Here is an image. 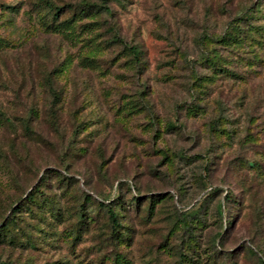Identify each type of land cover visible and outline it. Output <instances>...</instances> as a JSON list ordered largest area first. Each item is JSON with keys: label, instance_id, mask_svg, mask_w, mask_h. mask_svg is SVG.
Listing matches in <instances>:
<instances>
[{"label": "rangeland", "instance_id": "1", "mask_svg": "<svg viewBox=\"0 0 264 264\" xmlns=\"http://www.w3.org/2000/svg\"><path fill=\"white\" fill-rule=\"evenodd\" d=\"M55 1L0 0V262L264 264V0Z\"/></svg>", "mask_w": 264, "mask_h": 264}, {"label": "trees", "instance_id": "2", "mask_svg": "<svg viewBox=\"0 0 264 264\" xmlns=\"http://www.w3.org/2000/svg\"><path fill=\"white\" fill-rule=\"evenodd\" d=\"M39 5L46 9L47 11L51 12V20L48 23V27L52 28V27H60L61 25V18L65 15V13L67 12V10H69L71 8V4L67 3V4H59L57 3L55 0H39ZM87 6L83 5L80 7L81 12H86ZM63 20V19H62ZM55 25V26H54ZM226 38L225 35L224 37H222V39ZM130 52L134 55V57L138 58L140 56V50L136 47V46H131L130 47ZM206 57V58H205ZM204 59H206V61H208L209 63H215L213 57L207 58V56L204 55L203 57ZM34 187H32L28 193L25 194L24 199L27 197H32V193H33ZM112 201L114 199H111ZM105 208H106V212L108 213L109 219L111 220V224L114 226H119V220H118V215L117 212L114 210V208L112 207V205L109 204H104ZM21 207V205H15L12 207V211L11 213L13 214L14 212H17L19 210V208ZM13 216V215H12ZM82 216L84 217V214L82 213ZM82 217V219H83ZM9 220V219H8ZM8 220L5 223H0V231L5 228V226L8 223ZM0 264H5L3 262H0Z\"/></svg>", "mask_w": 264, "mask_h": 264}]
</instances>
